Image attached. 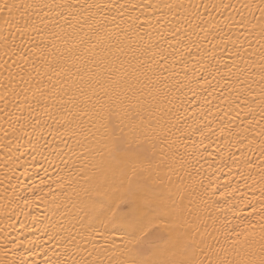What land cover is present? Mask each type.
I'll return each instance as SVG.
<instances>
[{
    "label": "snow or ice",
    "instance_id": "6c2138e0",
    "mask_svg": "<svg viewBox=\"0 0 264 264\" xmlns=\"http://www.w3.org/2000/svg\"><path fill=\"white\" fill-rule=\"evenodd\" d=\"M0 104V264H264V0H0Z\"/></svg>",
    "mask_w": 264,
    "mask_h": 264
},
{
    "label": "bare ground",
    "instance_id": "6f19581e",
    "mask_svg": "<svg viewBox=\"0 0 264 264\" xmlns=\"http://www.w3.org/2000/svg\"><path fill=\"white\" fill-rule=\"evenodd\" d=\"M145 2H151V3H156L157 0H145ZM173 2H176V0H173ZM202 2V0H183V3L185 4H200ZM204 2H208V0H204ZM228 13H224L223 15H227ZM222 18V17H221ZM169 19H171V16H169ZM204 43H207V41H204ZM225 59H227V56L225 55L224 57ZM215 83V82H214ZM191 87L195 88V85H192ZM209 91H211V89H209ZM192 96V92L188 91L187 89H185V101H186V107H188L189 112H191L193 105H191V103H187L188 98ZM224 96H227V93H224ZM210 99H212L210 97ZM220 102L217 100H213V107H217L219 106ZM195 107H199V104L195 105ZM0 108H3V104H0ZM9 110L14 112L17 116L20 115L19 112L16 111V109L12 108L11 104L9 105ZM26 112V109H25ZM222 114V113H221ZM232 115H234V113H232ZM5 119L3 118V113L0 112V143H4L7 144L8 140L12 141V145H16L17 143L23 144L24 148L22 149V151L25 152V154L23 156L20 155L19 152H16L15 150L13 151L12 155L14 157V163H13V171L9 172L8 175L12 176V184L15 185L16 188V192L20 195H23L24 192H26L27 190L24 188H21V186L19 184L16 183V177L19 176L20 180H25V177L22 175V173L24 172V168L28 167L29 168V172L31 173L32 168L30 167L29 164L25 163V161H31V156L28 155V150H27V144L26 141L28 139V137L26 135H24L25 131H30V129H23L20 130L19 129V125H16L17 129L19 130V135H20V139L17 140L15 138H13L12 136H9L7 139H4V132L3 130L8 128V125L5 124ZM209 121H212V127L217 128L218 127V118L216 116L215 113H213L212 115H210L208 117ZM239 121H236V124H238ZM220 126H227V122H225V125H220ZM10 131V129H9ZM223 146V140H221V142L218 144L215 142H213L212 148L210 149V151H213V155L215 156V149L216 148H222ZM240 146L236 145L232 148V151L235 152L237 158L239 159L241 153H240ZM226 151V150H225ZM3 153H4V149H0V165L3 164ZM245 154L252 158L253 161H255L257 159V156L251 152L248 151L247 149H245ZM39 159V157H38ZM219 160V158L217 157V161ZM43 162V161H42ZM211 160H204L201 161V164L204 165L205 168H207L208 163H211ZM221 167L223 169V173H227L228 172V168L227 167H223L222 164H213V167ZM49 173L51 174L53 172L54 169V165H49ZM241 167H243V165L241 164ZM223 173L220 176L221 181L223 182L224 180V175ZM235 183V180L233 181ZM8 185V181L5 179V170L3 167H0V245L3 244L4 242V237L6 234L7 239L11 242L8 244V248L10 249L9 251V256L12 255H16L17 259L19 258V253L20 252H24L25 247H31V245H22L18 250H12V243H15L17 239L19 240H26L28 233L26 232V228L22 227V225L25 226H32L34 227V225L32 224V221L30 219V217L25 216V212L26 211H30V209L26 208L23 205V202L20 200L16 199V196L13 194V189L11 186H8V193L7 196L11 198V203L8 202V199L5 197V193H4V187ZM54 187V185H53ZM241 191H245V189H241ZM7 204V209H5V205ZM17 204H19V207H17ZM42 206L40 209H37L36 212L42 211ZM9 220H11V223H9ZM39 233H37L38 235ZM55 245L54 244H46L45 248H54ZM59 251V250H57ZM25 256H28L27 252H24ZM45 255L47 256H52V252L51 251H47L45 253H41L40 256L38 257H31V258H35L37 259V261L39 260H43L45 258Z\"/></svg>",
    "mask_w": 264,
    "mask_h": 264
}]
</instances>
